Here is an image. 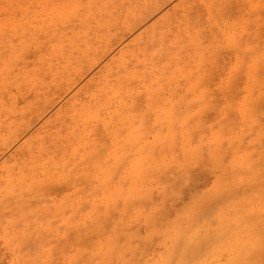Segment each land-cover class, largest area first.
I'll return each mask as SVG.
<instances>
[{"label":"rangeland","instance_id":"rangeland-1","mask_svg":"<svg viewBox=\"0 0 264 264\" xmlns=\"http://www.w3.org/2000/svg\"><path fill=\"white\" fill-rule=\"evenodd\" d=\"M86 1L0 0V85L14 88L13 76L46 56L48 45L32 48L13 68L3 66L23 26L34 22L48 30L55 13ZM156 1L159 8L152 11ZM115 2L113 21L89 24L84 33L90 50H73L61 70L52 60L55 87L48 104L41 97L36 109L14 119L3 116L5 111L0 115V125L5 124L0 128V264H152L170 243L171 231L212 192L224 167L247 158L264 171V0ZM144 5L153 8L150 13ZM134 11L136 26L126 27L122 17ZM166 17L173 27L163 40L166 46L175 42L167 51L151 33L163 29ZM71 25L82 27L77 20ZM124 53L131 56L120 66ZM118 77L127 79L129 90L98 109L97 119H67L62 111L108 89ZM73 131L80 145L71 138ZM38 135L46 138L38 141ZM40 143L46 154L37 152ZM192 148L197 161L190 160ZM28 150L32 162L25 161V168L12 163ZM140 157L152 158V165L163 159L165 165L146 178L147 192L135 186L138 173L128 177L141 166ZM244 175L232 177L235 187L225 189L222 201L206 203L204 215L195 213L198 227L214 229L224 208L248 196V188L240 186L250 187ZM140 188L149 194H136Z\"/></svg>","mask_w":264,"mask_h":264},{"label":"bare ground","instance_id":"bare-ground-1","mask_svg":"<svg viewBox=\"0 0 264 264\" xmlns=\"http://www.w3.org/2000/svg\"><path fill=\"white\" fill-rule=\"evenodd\" d=\"M131 1H135L139 5L146 3V0H131ZM115 4H116L115 0H87L85 3L81 5L72 3V5L70 6V9H67L68 6H66V7H63V9H61L57 13H55V18H54L55 20L49 24L48 30L42 29V27L41 29H38V27L40 26L36 25L34 22L28 21L29 22L28 26L27 25L23 26L20 32L21 34L19 33V35L21 36H19L20 40H18V45H16L15 43L12 44L13 45L12 47L14 48L15 51L12 52V54L8 57L7 60H5V62H2L3 66H6L8 68H13L15 65L17 66L19 64V60L23 57L24 54L25 55L27 54L26 56H28L33 51V50L30 51L32 48H38L41 46L46 47L48 45L46 48V56L44 57L40 56L37 65H32L30 67H27L23 71L13 76L12 82L15 85L14 88L9 89L8 83L6 85L5 84L0 85V115L2 114V111H5L3 116H5L6 114H9L10 117H13L14 119L15 114L19 113L20 111L25 112L28 109H31V107L34 105L35 106L33 108L36 109L38 105L37 101L40 100L41 97H44V100H46V103L48 104L50 102V99H46V98L48 95L51 94L50 91H53L55 87V80H52L53 78L52 76L54 75L52 73H56V72H53L54 69L50 68L52 60L57 61L58 64L61 63L58 68L59 70H61L63 66L66 65L70 61V57L72 55L73 50H78L81 52V54L90 50L88 47V44L82 41L84 38V33L89 28V24L92 25L93 23H96L98 26H101L102 23L105 22L106 20L113 21L112 16H113V9H114ZM144 6H145L144 10L146 11L147 7L146 5ZM152 6L154 8V9L152 8L153 10L151 9L152 11L159 8V1H156L155 4ZM151 10L147 8V14L150 13ZM135 12L136 11H134V13H131V12L127 13L125 14L126 16L122 17V20L124 19L126 23V27H131L133 24H135V21L133 20ZM73 20H77L79 23L81 22L82 27L80 29H78V26L73 27L71 25ZM169 22H170L169 18L166 17L165 22L163 23V26H162L163 29L155 28V30L153 29L151 32L152 34H154L153 36L155 37V39H159L160 43L162 42L161 46L166 47V51L171 48V43H172V42L170 43V46H166L164 42L165 40H163L164 37H167L166 35H168V33L170 32V29L173 27V25H171L172 27L169 29V26H170ZM133 26H136V25H133ZM14 32H16V30ZM15 46H18V47L15 48ZM82 47H83V50H82ZM99 50L100 49L96 50L95 53L98 54L100 52ZM162 50L164 49H162L161 47L159 48V50L156 51V53H159ZM128 54L129 53L127 54L124 53V56L120 60V66L126 65V56ZM129 55L131 56V53ZM175 57L177 56L175 55ZM255 65L256 64H254V66ZM258 71H256L255 69L256 74H258ZM126 80L127 79L125 78L122 79L118 77L115 84L112 86H109L108 89H105V86H104L102 90H99L95 94L90 95V97L86 99L84 102L78 101L76 105L75 104L71 105L70 108L66 110V112H64L65 110L62 112L65 113V115L67 114V119L70 118L71 120L72 118L74 119L75 117H78V116L80 118H85V119H94V118L97 119L98 109L110 107V105L113 104V102L116 101V99L118 98L117 95L123 92V89L128 88L129 90L128 83L126 82ZM59 89L60 87H58L56 91H58ZM5 97H7L6 102H3V98ZM20 104L22 106H19ZM200 112L201 111H199L198 113ZM201 113H203V111ZM204 113H205V110H204ZM195 117L197 118V115H195ZM200 117L203 118V116H200ZM197 120L199 121V117ZM1 121L2 119H0V123ZM15 121H17V119ZM7 122L11 123L12 120L7 121ZM4 125L5 124L0 125V128L3 127ZM198 125L199 124H197L196 126ZM87 126L88 125H85V127ZM184 126L186 127L187 125L184 124ZM184 126H182L181 128H183ZM169 129H172V127H170ZM173 130L175 129H172V131ZM186 130H188V128ZM169 132L170 134H172L171 131ZM70 134H71L72 139L75 140V138L77 137L76 142L79 141L78 133H75L73 131ZM85 134L86 132L82 131L81 136ZM172 135L169 138H172L173 137ZM223 135L225 136V134ZM189 136L187 137L189 138ZM40 137L41 138H39V135L36 137L38 141H42L46 138L44 135L43 136L40 135ZM166 138L168 141V137H165V139ZM261 140L264 141V139H261ZM214 142L217 143L218 140H215ZM77 143L80 145L79 142ZM160 143L164 144L166 143V140H164V143L163 142H160ZM129 144L131 145L132 142L129 141ZM161 148L165 149L164 146H162ZM191 150L190 151L192 153L190 152L191 156H189L190 160L195 161L196 159H198V157L196 156H199V155L196 152V149L195 151H193L194 150L193 148ZM38 151H39V154L41 155L46 154V148H43L42 143L38 145L37 152ZM220 151H221V148L219 149V151H216V156L220 154ZM30 152L31 150H28L27 154L24 156V159H21V157L18 155L15 156L12 159V163L17 166L20 165L21 169L25 168L26 167L25 161L30 163L32 159V156L28 155L30 154ZM146 159L140 157L141 166L133 168L134 170L132 169L131 173L128 170L127 171L129 172L128 177L131 176V178L135 176L134 175L135 173L136 174L138 173V177L136 178H139L138 179L139 182L138 183L135 182V186L145 187L146 189L145 188H142V189L146 190L147 192V189L149 190V188H147L149 183L147 184V181H145L146 178L149 175L152 176L153 173L156 172L155 169H158V170L162 169L164 168L165 165L161 161L163 159H161L160 161L156 160V162L154 161L153 165L152 163L150 164V161H152L151 160L152 158L147 159V160ZM117 160H118V157H117ZM214 160L217 161V157H214ZM34 162L36 161H33V165H34ZM249 162L250 161H248L247 158L240 159V160L238 159L237 161H234V163L230 166L231 168L229 167L230 169L228 168V165L227 167H224V169L222 170V173L219 174V176L214 182L212 192L208 195L206 199L196 202V205L194 204L195 207L191 208L192 212L190 211V209L188 210L192 213L191 216H187L188 218L186 219V222L184 224L177 225L173 229V231H171L172 233L170 234V237H169L170 243L164 249V252L162 253V255L159 256L157 260H155V262H153L152 264H235L236 261L241 260V259H255L257 261L260 260L261 258V254H260L261 233H262V229H264V175H263L264 171L261 172L260 169H258V166L256 163L250 162L251 163L250 164ZM143 164L144 165L146 164L145 169H143L144 166L142 167ZM9 166L11 165H8L7 167ZM135 169L139 171L137 172L135 171ZM242 171L245 174L244 176H246L247 180L250 182V187L249 185H246V184L240 185V186L242 188L243 187L248 188V190L244 189L246 191H249L248 196L244 198H239L236 200L235 204H232L227 209L224 208L223 213L215 220L216 226L214 229H211L208 224H204L198 227L197 222L195 223V217L197 216V214L195 215V213L198 211V214H199V212L201 211L200 213L204 215L205 210H206L205 209L206 203H209L210 205L211 202L209 201L213 198H214L213 200L216 201L217 203L219 200L218 197L220 195H224L223 193L226 188L235 187L231 183V179L238 172H242ZM128 177H125V178L128 179ZM147 179L149 180L150 178H147ZM155 183H157V181H155ZM245 186H248V187H245ZM142 189L140 188V191L135 190L137 191V193L136 192L135 193L140 195L142 192ZM125 190L123 191L124 193L126 192ZM239 190L240 188H238L237 191ZM116 191H119V190H117L116 188ZM146 192L143 191L142 195L149 194V191L148 193ZM131 193L132 194L130 195H133L134 190ZM121 194H122V191L120 192V196H122ZM216 196L217 198H215ZM191 197L190 198L192 200L193 196ZM221 197H219L220 200L222 199ZM109 199H111V197ZM213 200H212V203L214 204ZM128 202L131 203L132 201L131 202L127 201L126 204ZM203 206H205L204 207L205 210L203 209ZM207 207H208V204H207ZM201 208L204 210L203 212ZM198 218L200 217H197V219ZM179 219L180 217L178 218V220ZM178 223H180V221ZM166 229L167 227L165 228V230ZM166 232L169 233L167 230L164 233L166 234ZM164 235L162 234L161 236H164Z\"/></svg>","mask_w":264,"mask_h":264},{"label":"snow or ice","instance_id":"snow-or-ice-1","mask_svg":"<svg viewBox=\"0 0 264 264\" xmlns=\"http://www.w3.org/2000/svg\"><path fill=\"white\" fill-rule=\"evenodd\" d=\"M262 15H264V11H262ZM260 254L261 258L259 261L255 259H241L236 261L235 264H264V229H262L261 233Z\"/></svg>","mask_w":264,"mask_h":264}]
</instances>
